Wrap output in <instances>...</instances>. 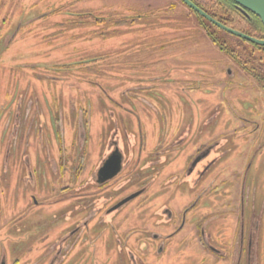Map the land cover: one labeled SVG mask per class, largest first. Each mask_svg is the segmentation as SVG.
<instances>
[{
    "label": "rangeland",
    "instance_id": "obj_1",
    "mask_svg": "<svg viewBox=\"0 0 264 264\" xmlns=\"http://www.w3.org/2000/svg\"><path fill=\"white\" fill-rule=\"evenodd\" d=\"M137 13L167 18L173 21V25L167 27L162 22L161 25L141 30L138 26L134 29L131 23L114 26L116 20ZM196 15L180 0H0V20H5L0 29V102L4 104L21 94H29V98L34 94L44 105L46 122L48 117L56 114L64 117L65 129L61 131L66 141L68 129L65 121L68 115L89 109L91 105V149H99L101 138L106 136L113 124H117L124 136L126 133L138 134V131L144 133L142 158L150 155L154 149L167 148L173 137L185 132V139L177 149L166 153L165 157L173 158L176 155L177 160L172 165V172L168 173H180L185 165L184 160L197 149L218 143L214 152L220 156L204 178L203 187L207 191L205 202L209 201L208 205H212L214 194L211 191L218 189L222 195L227 193L230 201L236 197L237 206L243 189L249 205H254L260 214L264 212L261 209L264 207V85L242 72L211 43ZM206 24L218 39L228 38L227 32L220 31L207 21ZM165 34L168 38H164ZM3 39L6 42L1 46ZM253 54L252 59L261 57L259 52L253 51ZM197 60L201 63H196ZM255 63L253 60L251 67L263 74L264 69ZM56 64H60V70H54ZM246 67L250 69L248 65ZM133 68L139 73L136 70L137 74L133 73ZM229 70L233 72L231 75ZM155 75L172 80L169 84L145 80ZM150 82L154 86L146 92L149 89L146 85ZM128 89L140 91L146 102H129L123 95V90ZM58 100L62 102V108L55 109ZM120 102L133 110L137 117L127 109L120 111L117 104ZM44 132L48 140L45 147L50 149L52 156L58 143L50 137L48 128ZM68 133L71 134V131ZM4 135L5 129L0 126V154L5 147ZM47 149L38 152L40 160L47 157ZM97 163L98 159L93 158L90 166ZM165 165L168 166V162ZM126 175L124 173L123 183ZM139 184V180L137 184L125 181L118 192L113 191L116 187V182H113L109 187L111 189H106L105 193L113 197L131 195ZM92 188L95 191V185ZM210 188L211 191H208ZM186 195L189 202L195 194L190 192ZM113 197L110 201L115 200ZM159 200L152 196L148 188L146 193L126 204L125 207H129L121 214L124 219L119 218V221L128 220L135 205L155 208ZM176 200H173V205ZM188 202L183 201L180 205ZM135 213L140 219L147 214L141 209H136ZM11 215L14 222L19 224L30 222L17 221L20 213L16 210ZM99 218L100 215H97L94 221ZM145 219L151 223L147 216ZM59 221L58 217L56 222ZM161 223L156 224L159 226L157 229L164 233L166 230H161ZM114 226L116 231L112 230L110 235L108 229L101 231L96 228L91 236L97 234L104 240L120 236L119 241L124 246L121 264H128L125 244L130 249L133 242L131 239L127 241L118 230L119 226ZM12 233L17 240L5 243V224L0 225V246L5 247L10 259H19L17 264H45L38 263L41 251L37 247H33L27 257L21 259L22 245L32 242L17 243L25 235L22 231V237L17 238L20 233L14 229ZM34 234L36 238L40 236L36 231ZM173 246H170L172 252L175 250ZM131 250L135 251V248ZM260 250L264 251V215ZM92 251L91 247L87 250L77 247L73 252L72 264H102V258ZM260 262L264 264L262 259Z\"/></svg>",
    "mask_w": 264,
    "mask_h": 264
},
{
    "label": "flooded vegetation",
    "instance_id": "obj_2",
    "mask_svg": "<svg viewBox=\"0 0 264 264\" xmlns=\"http://www.w3.org/2000/svg\"><path fill=\"white\" fill-rule=\"evenodd\" d=\"M154 16L156 15L137 13L124 18L134 29L138 26L139 30L153 28L162 22L167 27L169 25L172 27V20ZM196 16L211 43L226 54L242 72L264 85L258 72L251 67L252 64L239 63L232 55L222 50L208 34V30L213 31L206 24L207 20ZM121 19L123 18L115 22ZM4 22L5 20H0V29L1 23ZM252 37L264 39V33L259 32ZM164 38H168L167 34ZM4 42L6 41L3 39L1 46H4ZM259 49L255 47L254 51L259 53L264 51L262 48ZM197 61L196 63H201L200 60ZM53 67L54 70H60L61 66L56 64ZM135 70L132 69L133 73H139ZM232 73V70H229V74ZM38 75L40 77V74ZM145 80L169 84L172 79L155 75ZM153 86L152 83L146 85L149 89L145 91H150ZM123 91L124 98L126 97L129 102L138 100L146 102L140 91L129 89ZM28 95L15 96L4 104L0 102V126L5 129V147L0 154V225L5 224V243L17 240L12 233L13 229L20 233L17 238L22 237V231L25 235L17 243L32 242L22 245L21 259L26 258L33 247H37L41 251L38 263L72 264L73 252L77 247H83L85 250L91 247L92 252L98 253V257L102 258L100 259L102 264H109L112 257H114L112 264H121L124 259V246L119 241L120 236L109 240L100 239L97 234L95 237L91 236L92 230L96 228H100L101 231L108 229L110 235V232L115 230L114 225H117L127 241L132 240L133 244L130 246L136 251H132L125 244L128 250L125 254L128 264H261V259L264 261V251L260 250L264 212L259 214L254 205H249L244 190H241L240 204L237 206L236 197L231 199V203L227 193L222 195L220 190L211 191V188L208 191L214 194L212 205H208L209 201L205 202L207 191L203 187L204 178L220 156L214 152L218 143L213 142L200 150L197 149L184 160L185 165L181 167L180 173H168L174 168L172 165L177 160L176 155L173 158L165 157L166 153L177 149L185 139V132L173 137L169 146H165H168L167 148L154 149L150 155L142 158L144 133L138 131V134L126 133L124 136L120 126L113 124L106 136L101 138V147L93 150L90 145L91 132L89 133L91 105L89 109L80 112L77 110L68 115L65 121L68 129L66 141L61 131L65 129L64 117L56 114L48 117L46 122L43 103H39V98L34 94L30 95V98ZM108 97L112 99L109 95ZM122 102L117 103L119 110L127 109L137 117L136 113ZM2 108H6L5 111H1ZM56 108H62L61 101H57ZM45 128H48L50 137L58 143L53 149L52 156L50 149L45 147V144H48L44 136ZM124 130L126 131L125 128ZM44 148L47 149V157L40 160L38 152H42ZM93 158L98 159V163L92 167L90 162ZM166 162L168 166L165 165ZM124 173H127L124 183L126 181L137 184L138 180L141 181L137 189L131 195L119 194L113 197L106 194V189H111L109 187L113 182H116L113 191L120 192L124 184L122 182ZM173 183L175 185L170 187ZM93 185L99 195H95ZM148 188L151 189L152 196H156L158 200L160 198L155 208L135 205L132 216L128 217L131 221L127 218L124 222L119 221V218L124 219L121 214L129 207H125L126 204L140 194L146 193ZM190 192L195 195L188 202L186 194ZM112 197L115 200L110 201ZM175 198L176 204L173 205ZM161 201L167 203L161 204ZM183 201L188 202V205H180ZM10 202L13 204L10 205ZM66 207L69 208L61 210ZM136 209L146 212L145 216L151 223L146 221L145 216L142 219L138 218ZM15 210L20 213L17 221L30 222L20 224L14 222L11 214ZM57 211L61 212L57 214ZM97 215H100V218L94 221ZM45 216L49 218L45 219ZM58 217L60 221L56 222ZM158 222L163 223L160 228L166 232L157 229ZM35 231L40 234L38 238L34 237ZM34 242H38L37 245H34ZM171 245H174V252L170 250ZM18 262L19 259L17 261L10 259L5 247L0 246V264Z\"/></svg>",
    "mask_w": 264,
    "mask_h": 264
},
{
    "label": "trees",
    "instance_id": "obj_3",
    "mask_svg": "<svg viewBox=\"0 0 264 264\" xmlns=\"http://www.w3.org/2000/svg\"><path fill=\"white\" fill-rule=\"evenodd\" d=\"M190 1H192L199 8H201L206 13L211 15L214 19H216L217 21L221 22L222 24L230 28L242 31L252 36H256V33H259V32L264 33V28L259 18L248 11L247 13H243L239 9L238 5L232 0H206V1L205 0H190ZM249 19H251L252 21ZM115 24L123 26V25H127L128 22H127V19L123 18L120 21L115 22ZM216 28L219 29L218 27ZM208 34L211 36L212 41L215 44H217L226 53L232 55L235 61L239 63L243 62L247 64L249 62L253 64V60H254L258 64L259 68L264 69V51L260 52L261 57H256L257 58L256 60L252 59L255 56V54H253L254 48L256 47V49L257 48L264 49V46L250 43L244 39H241L229 33H226L228 38L226 40L222 39L223 41L221 39H218L216 36H214V32H210L208 30ZM231 44H236V46H231ZM248 60H252V61H248ZM259 75L262 78L261 80L264 82V71H263V74H259Z\"/></svg>",
    "mask_w": 264,
    "mask_h": 264
},
{
    "label": "water",
    "instance_id": "obj_4",
    "mask_svg": "<svg viewBox=\"0 0 264 264\" xmlns=\"http://www.w3.org/2000/svg\"><path fill=\"white\" fill-rule=\"evenodd\" d=\"M181 1L188 8L193 10L196 14L203 17L204 19H206L208 22L212 23L214 26L218 27L219 29H221V30H223V31H225L231 35H234L236 37L244 39L250 43L260 45V46H264V39L252 37V36L242 32V31L230 28V27L222 24L221 22L214 19L211 15L206 13L204 10L199 8L197 5H195L190 0H181ZM232 1H234L238 5L239 9L243 13H247V11H248V12L252 13L253 15H255L256 17H258L263 28H264V0H232Z\"/></svg>",
    "mask_w": 264,
    "mask_h": 264
}]
</instances>
